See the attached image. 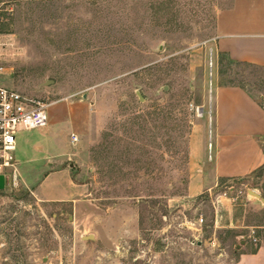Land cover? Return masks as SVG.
<instances>
[{
    "label": "rangeland",
    "instance_id": "rangeland-1",
    "mask_svg": "<svg viewBox=\"0 0 264 264\" xmlns=\"http://www.w3.org/2000/svg\"><path fill=\"white\" fill-rule=\"evenodd\" d=\"M0 3V85L47 115L88 105L64 162L86 194L48 203L29 177L6 183L0 264H235L245 242L264 244V201L247 193L264 200L263 170L195 198L185 186L191 162L212 155L216 84L241 85L264 108V68L215 47L222 33L264 30V0ZM24 135L21 175L54 166L25 162Z\"/></svg>",
    "mask_w": 264,
    "mask_h": 264
},
{
    "label": "crops",
    "instance_id": "crops-1",
    "mask_svg": "<svg viewBox=\"0 0 264 264\" xmlns=\"http://www.w3.org/2000/svg\"><path fill=\"white\" fill-rule=\"evenodd\" d=\"M215 47L231 61L264 68V30L222 33ZM57 104L60 103L49 107ZM65 108L63 115L55 110L48 114L44 128L22 131L25 135L20 140V146H26L25 162L54 159V166L47 171L21 175L17 170L19 178L29 177L36 196L48 203L76 202L86 194V184L76 180L71 164L66 166L64 162L69 156L70 134L82 135L85 131L88 105L85 101L74 102L68 106L65 104ZM43 130H46L45 137L38 138L36 132ZM212 145L210 160L203 158L190 164L185 184L186 198L211 191L221 180H240L264 171V108L241 85H215ZM253 191L260 196L257 190ZM235 264H264V244L252 248L249 242H245Z\"/></svg>",
    "mask_w": 264,
    "mask_h": 264
},
{
    "label": "built area",
    "instance_id": "built-area-1",
    "mask_svg": "<svg viewBox=\"0 0 264 264\" xmlns=\"http://www.w3.org/2000/svg\"><path fill=\"white\" fill-rule=\"evenodd\" d=\"M1 6L0 3V26L3 22ZM46 107L38 100L0 85V176L4 178V185H18L19 176L13 156L17 134L44 128L48 121ZM70 140L75 142L77 138L72 135Z\"/></svg>",
    "mask_w": 264,
    "mask_h": 264
},
{
    "label": "water",
    "instance_id": "water-1",
    "mask_svg": "<svg viewBox=\"0 0 264 264\" xmlns=\"http://www.w3.org/2000/svg\"><path fill=\"white\" fill-rule=\"evenodd\" d=\"M4 189V178L3 176H0V190ZM248 195L260 200L261 202H263L264 200L260 198V196L258 194H256L254 191L251 190H247ZM241 243L243 244L244 241H241ZM239 247V246H238Z\"/></svg>",
    "mask_w": 264,
    "mask_h": 264
},
{
    "label": "trees",
    "instance_id": "trees-1",
    "mask_svg": "<svg viewBox=\"0 0 264 264\" xmlns=\"http://www.w3.org/2000/svg\"><path fill=\"white\" fill-rule=\"evenodd\" d=\"M232 62H234V61H232ZM236 63V62H235ZM238 64H241V63H238ZM246 65H248V64H246ZM250 66H252V65H250Z\"/></svg>",
    "mask_w": 264,
    "mask_h": 264
}]
</instances>
